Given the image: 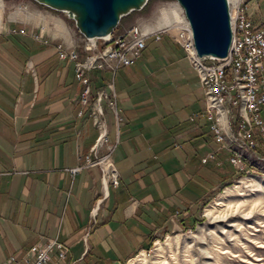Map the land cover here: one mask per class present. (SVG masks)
Returning <instances> with one entry per match:
<instances>
[{
    "label": "crops",
    "instance_id": "crops-1",
    "mask_svg": "<svg viewBox=\"0 0 264 264\" xmlns=\"http://www.w3.org/2000/svg\"><path fill=\"white\" fill-rule=\"evenodd\" d=\"M6 4L0 1V264L56 238L70 264H118L193 223L222 167L201 162L215 144L200 120H188L204 105L183 49L170 35L150 37L134 64L113 75L89 71L92 89L113 80L121 117L115 123L106 109L119 184L104 187L98 166L68 172L96 138L90 119L76 115L72 63L54 53V43H71L70 33L59 23L62 40L47 45L10 34L23 15L5 13ZM247 4L253 23L264 26V0Z\"/></svg>",
    "mask_w": 264,
    "mask_h": 264
},
{
    "label": "built area",
    "instance_id": "built-area-1",
    "mask_svg": "<svg viewBox=\"0 0 264 264\" xmlns=\"http://www.w3.org/2000/svg\"><path fill=\"white\" fill-rule=\"evenodd\" d=\"M230 10L231 31H238L239 43L234 57H207L199 58L193 47L192 35L187 21H181L177 25H163L161 28L153 29L149 33L143 31L140 26L134 24L117 35H110L101 39L102 44L98 46L94 42L89 44L86 38L85 54L79 53L74 47L62 42L54 43V53L61 60L72 63L74 79L79 83L80 90L76 99V115L91 118L98 132L94 143L83 156V163L68 168L70 175L79 172L83 167L98 166L102 186L108 184L117 186L119 184V173L113 164L112 154L116 142H111L108 137V123L105 119V107L110 109L115 123L121 120L120 110L117 107V94L114 93L112 81H108L104 87L92 89L89 81V71L94 68L114 71L124 65H132L140 57L145 48V41L149 36L154 40H160L162 35L170 34L172 39L183 49L185 57L195 70L203 95V108L194 111L188 120L195 122L200 120L211 135L216 152L226 154L227 160L237 169H245L247 166L223 147L220 137L215 133L216 123H220L214 112L213 101H221L226 106L229 126L237 140L244 143L258 157L264 160L263 152L256 146V137L251 138V132L244 118V112H237V90L232 74L230 73L229 60H237L238 71L244 72L247 89L249 90V109L253 110L258 119V132L263 133L264 121L261 113L264 111V26L255 25L248 13L249 0H233ZM20 8V7H19ZM22 8H25L23 5ZM10 34L24 35L27 30L24 27L10 26L7 29ZM31 39L41 41L47 45L49 40L43 38L40 31L29 33ZM230 48V47H229ZM90 50V52H88ZM214 83V91L205 90V82ZM215 157V151L201 158V162ZM253 171V170H252ZM68 247L56 239L45 242L34 243L21 254L8 256L2 264H70L66 262ZM72 264V263H71Z\"/></svg>",
    "mask_w": 264,
    "mask_h": 264
},
{
    "label": "rangeland",
    "instance_id": "rangeland-1",
    "mask_svg": "<svg viewBox=\"0 0 264 264\" xmlns=\"http://www.w3.org/2000/svg\"><path fill=\"white\" fill-rule=\"evenodd\" d=\"M0 1L7 2L5 13H22L23 19L20 16L19 20L27 30L24 37L31 39L29 33L40 31L49 41H61L62 28L58 24H64L71 39L67 44L85 54L86 37L65 11L48 8L36 0ZM230 1L232 5L234 1ZM184 18L182 8L175 0H148L141 9L122 15L112 33L120 34L134 24L148 30L152 26L177 25ZM169 32L172 35V31ZM95 43L101 46L102 40L96 39ZM110 80L113 83L110 78L103 86H94V90L104 87ZM104 107L106 111L105 104ZM85 117L90 119L97 135L98 129L91 118ZM256 143L264 153L261 138L258 137ZM213 148L205 155L215 151V157L205 164L211 162L222 167L220 179L210 196L200 204L196 220L168 234L158 235L148 248L142 250L144 252L118 264H264V170L255 171L250 166L237 169L227 160L226 154L216 152L215 146Z\"/></svg>",
    "mask_w": 264,
    "mask_h": 264
},
{
    "label": "water",
    "instance_id": "water-1",
    "mask_svg": "<svg viewBox=\"0 0 264 264\" xmlns=\"http://www.w3.org/2000/svg\"><path fill=\"white\" fill-rule=\"evenodd\" d=\"M57 11H65L86 38L113 31L122 15L141 9L148 0H36ZM183 9L199 58H221L228 54L232 39L227 0H175Z\"/></svg>",
    "mask_w": 264,
    "mask_h": 264
},
{
    "label": "bare ground",
    "instance_id": "bare-ground-1",
    "mask_svg": "<svg viewBox=\"0 0 264 264\" xmlns=\"http://www.w3.org/2000/svg\"><path fill=\"white\" fill-rule=\"evenodd\" d=\"M227 3L229 5V19H230V10H231V7L233 6V4L231 5L230 0H227ZM184 20H185V18H184ZM230 22H231V19H230ZM161 27H163V25L160 26L159 28H161ZM142 30L146 31L148 33L151 31L148 29H142ZM112 32L107 33L106 35L101 36V37L92 36L91 38H88V40L90 42H94V40H96V39H106V38H108V36L114 35ZM231 33H232V39H231V43L229 46L230 48H229L227 57H234L236 54V49L239 48L238 47V43H239L238 31H234V32L231 31ZM150 37H152L154 39L153 36H149L148 38H150ZM145 45H146V41H145ZM210 57H212V56H210ZM229 62H230V73L233 76V79L235 82V87L237 90V98H236L237 112H244V118L246 119L247 125L250 129L251 138L256 137V139H257L259 137V138H261L262 142L264 143L263 133H259L258 129H257L258 128V119L255 117V114L253 113L252 109L248 110L249 106H250V104H249V90L247 89L246 78L244 76V72L238 71V62L236 59L235 60H229ZM89 81H90V78H89ZM205 90L206 91H214V83L212 81L205 82ZM213 105H214V112L216 113V117H217V119H219V122H220V123H216L215 133H216V135H218L220 137V140H221L223 147H226L232 154L236 155L239 158V160L242 161L246 166H250L251 169H254L255 171H260V172L262 171V169L264 170V160L262 158L258 157L244 143L237 140L234 133H232V130L229 126V119H228V114L226 112V106L223 105V102L213 101ZM258 145L259 144L256 143L257 148H258ZM263 146H264V144H263ZM259 150H260V152H263L261 149H259ZM263 155H264V153H263ZM255 259L260 260V258H255Z\"/></svg>",
    "mask_w": 264,
    "mask_h": 264
}]
</instances>
